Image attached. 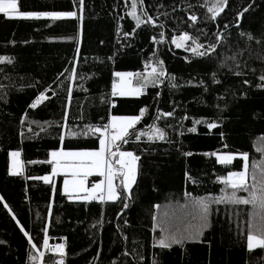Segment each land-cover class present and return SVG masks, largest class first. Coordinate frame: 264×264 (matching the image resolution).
<instances>
[{
  "label": "trees",
  "instance_id": "obj_1",
  "mask_svg": "<svg viewBox=\"0 0 264 264\" xmlns=\"http://www.w3.org/2000/svg\"><path fill=\"white\" fill-rule=\"evenodd\" d=\"M214 2L144 0V7L155 18L156 26L142 25L127 37L124 33H131L135 27V21L127 15L131 0H84L82 21L75 18L58 22L21 21L0 14V56L14 58L11 65L0 62V96L3 97L0 99V195L39 250L45 253L43 264H58L60 259L57 253L43 250L45 224L49 237H60L66 243L65 264H136L134 257L122 253L137 248L143 253L145 264H151L153 253L158 264H264V248L247 249L250 206L245 205H213L210 228L205 230L202 242L188 243L183 248L173 246L171 250L152 246V238L160 231L159 228L152 231L153 215L160 219L167 213L169 220L176 216L188 224L185 228L194 226L196 220L179 207L188 199L185 193H191L192 197L219 195L222 185L217 182V176L241 168L239 158L231 166H221L215 163L214 156L204 153L248 152L250 162L264 158V153L256 150L264 149V88L257 87L259 76L264 74V0H228L224 11L212 21L207 6ZM22 4V10L80 14L79 0H22ZM189 4L193 7L189 8ZM249 5L251 8L238 18L237 14ZM190 14L198 17L194 25L189 20ZM161 22L164 27H159ZM183 31L199 37V42L205 45L214 43V33L222 31L226 44L218 49L219 55L195 57L191 51L177 49L171 43V37ZM54 32L67 33L72 38L49 40L48 34ZM161 32L165 33L163 41L153 42L154 36L160 40ZM240 32L251 34L254 40L248 41ZM77 47L80 53L74 61ZM237 51L243 52L237 61H226ZM150 59L164 62L177 87L169 88L165 79L157 87L149 86L139 97L111 96L112 82L117 80L115 72H142ZM222 61H226V66L221 67ZM73 62L79 76L86 78H78L73 84L69 126L82 128L85 123L96 124L106 115H138L139 109L147 106L148 113L137 125L146 131L158 109L163 112L175 109L172 117L155 121L166 131L167 140L149 142L144 137L136 141L132 137L128 144L122 145V150L132 151L140 158L132 199L123 219L116 216L121 207L119 202L69 200L63 195L64 175L54 180L59 189L54 197L49 185L26 179L51 170L47 164L27 161L48 159V151L60 147L58 125L62 122L69 83L60 74L66 68L70 71ZM213 73L220 83H213ZM244 80L249 83L244 84ZM78 85L87 91H81ZM49 87L58 96L36 109L29 108L36 96ZM25 112L28 121L37 123L31 124L32 132H28L26 123L25 136L21 138L19 122ZM80 116L84 119L80 120ZM193 120L215 122L218 127L209 130L205 123L194 125ZM192 127L196 132L188 131ZM64 147L66 150L95 148L98 140L92 136L69 137ZM17 149L22 151L25 172L11 176L7 172V153ZM189 151L195 155H183ZM186 172L194 180H189ZM98 220L102 222L97 223ZM177 228L183 229L182 225ZM0 241H6L0 244V264H32L27 238L2 204Z\"/></svg>",
  "mask_w": 264,
  "mask_h": 264
},
{
  "label": "snow or ice",
  "instance_id": "obj_2",
  "mask_svg": "<svg viewBox=\"0 0 264 264\" xmlns=\"http://www.w3.org/2000/svg\"><path fill=\"white\" fill-rule=\"evenodd\" d=\"M228 4V0H215L212 6H207V12L211 14V20L215 21L216 18L224 11ZM189 8L193 5L189 4ZM84 0H79L78 11H30L22 10V0H0V14H3L5 18L29 21V20H42L47 19L52 22L62 21L68 18H75L77 20L83 19ZM131 11L127 12V15L135 21V27L131 33H124L125 37L136 33V29L145 24H152L156 26V20L151 16L147 9L144 7V0H131ZM251 8L249 5L244 8L242 12L237 14L239 18L245 12ZM175 10V9H174ZM167 16L168 13H163ZM123 19V17H121ZM197 15L190 14L189 20L193 25L197 22ZM238 22V21H237ZM159 27H164L163 22L159 24ZM225 28L228 25L224 26ZM119 31V28H118ZM203 32V29H199ZM165 33H160V40L154 36L153 42L160 43L163 41ZM215 42L203 44L199 42V37H193L188 31H183L181 34L173 35L171 37V43L175 45L177 49H184L185 51H191L195 57H209L213 54L219 55L218 49L224 47L226 44V37L223 32L214 33ZM241 37H247L248 41L254 40V37L249 33L240 32ZM189 41L191 43H189ZM27 43V41H24ZM259 43V41H256ZM12 43H15L13 41ZM80 48L76 49V58L78 60ZM243 55V52L237 51L234 55L226 58V61H237ZM155 56V53H153ZM111 59V57H109ZM226 61L221 62V67L226 66ZM0 62L6 64H13L14 58L7 56H0ZM239 67V64H236ZM232 71V69H229ZM65 73L67 75L65 76ZM235 75H242L241 72H234ZM69 81L67 86L66 104L63 111L62 122L58 125L61 129L59 135L60 147L48 151L45 160H30L29 164H47L50 166V172L39 176H27L26 179L42 181L43 184L49 185L51 188L52 196L59 191L54 178L63 174V195L67 196L69 200L73 198L83 201L99 200L101 203L119 202L121 207L120 211L116 213L118 219H123V213L129 208V202L132 199L133 185L137 180V161L140 159L132 151L122 150V145L128 144L129 140L134 137L136 141H140L146 137L149 142L156 140H167L168 136L164 129L158 127L155 123L157 120L166 119L174 115L175 109L169 112H163L157 110V115L154 118L153 124L147 126V130L138 129L137 125L141 123L145 115L148 113L147 106L139 109L138 115H106L101 117L99 123H85L81 128L78 125L69 126L68 108L71 105L73 99V84L79 78L84 80L85 76H79L76 68V63L73 62L71 70L65 69L60 74ZM118 80H113L111 85V96L116 97H139L144 94L145 89L149 86L157 87L158 84L164 83V80H168L169 88L177 87L174 83L175 77L167 73L162 60H155L154 62H146L144 70L142 72H115L113 74ZM213 83H220L216 80L215 73L212 76ZM260 83L257 87L264 88V74L259 76ZM244 84H248L249 81L244 80ZM203 84V81H201ZM60 86L63 87L61 81ZM81 91H87L82 85H78ZM205 90H207L205 88ZM51 91V96L46 95ZM159 93H157V96ZM58 96V93L49 87L45 91L40 92L39 95L28 105L31 109H36L38 105L43 104L45 101H50L51 97ZM0 99H3L0 96ZM112 103L110 101H106ZM115 107V104L112 103ZM80 120L84 117L80 116ZM187 119V117H183ZM106 121V122H105ZM21 131L19 135L21 138L25 136L23 127L28 123V132H32L31 124L37 123V121H28V113L25 112L20 118ZM205 123L207 128L214 129L218 127L215 122H208L206 120H193V124ZM43 131V129H42ZM189 132H196V128L192 127L188 129ZM223 135V134H221ZM78 136H92L98 140V147L84 148L78 150H71L64 147L66 138H76ZM227 149L228 146L224 145ZM258 152L264 153V149H256ZM183 155L191 157L195 153L189 151L183 153ZM205 156H214L215 163L221 166H231L233 161L239 158L241 162V168L238 171H227L226 175L217 176V182L222 185L219 195H208L200 197H192L191 193L186 192L185 196L188 197L184 205H180V209L186 210V215L194 218L197 223L189 228L181 229L173 227L170 224L168 214L165 213L160 219L155 215L152 216V231L155 232L157 228L160 229L159 235L152 238L153 248L161 250H171L173 246H179L183 248L188 243L202 242L205 230L210 228L211 214L213 205H245L250 206L248 213L249 219L247 221V234L246 244L249 251L255 249L257 246L264 248V158L259 162H250V155L248 152H231L221 151L204 153ZM8 166L7 172L11 176H21L25 172V162L21 159L22 151L20 149L11 150L7 153ZM97 175L103 179L98 182L92 183L91 187L86 186L88 177ZM185 175L189 180H194V177L190 173L186 172ZM241 193L243 195H241ZM0 204L6 210L7 214L12 220L16 221L19 230L27 238V243L31 247L29 253V260L32 264H43V258L45 253L40 251L37 244L34 243L33 237L29 231L25 230L11 206L5 201V198L0 195ZM157 207H159L157 205ZM51 214V205H49V215ZM179 219V218H178ZM99 221L97 223H101ZM125 226H128V221H123ZM118 227H120L118 225ZM122 230V229H121ZM43 235V247L49 248V235L48 224L42 229ZM6 241H0V244H4ZM55 253L60 257L58 264H65L64 257L66 256V243H60L53 246ZM123 256H132L135 258L136 264H145V257L138 248L132 251H124ZM156 253H153V259L151 264H158V260L155 258Z\"/></svg>",
  "mask_w": 264,
  "mask_h": 264
},
{
  "label": "rangeland",
  "instance_id": "obj_3",
  "mask_svg": "<svg viewBox=\"0 0 264 264\" xmlns=\"http://www.w3.org/2000/svg\"><path fill=\"white\" fill-rule=\"evenodd\" d=\"M129 11H131V8L129 7ZM173 34V33H172ZM50 39H53V40H67V39H69V38H72V35L70 36V34H67V33H58V32H54V33H51L50 35ZM189 43H190V41H189ZM238 171V170H237ZM61 175H63V174H61ZM97 175H93V176H90V177H88V180H87V182H86V186L87 187H91V186H89V184L91 183V185H92V183H95V182H98L99 180H101V179H103L102 177H100L98 180H94L92 177H96ZM56 177H58V176H56ZM56 177L54 178V180L56 179ZM97 177H99V176H97ZM62 180H63V178H62ZM182 215L183 214H181V215H179V217L181 218L182 217ZM197 223V221H195V223H194V225ZM170 224L173 226V227H177V226H179V225H182V227H183V229L186 227V226H188V224H186V223H182V220L181 219H178V217H176V216H173L171 219H170ZM56 238V237H55ZM43 250H45L44 249V247H43Z\"/></svg>",
  "mask_w": 264,
  "mask_h": 264
},
{
  "label": "water",
  "instance_id": "obj_4",
  "mask_svg": "<svg viewBox=\"0 0 264 264\" xmlns=\"http://www.w3.org/2000/svg\"><path fill=\"white\" fill-rule=\"evenodd\" d=\"M60 243H62V239L60 237H56V238L50 237V239H49V248L48 249L51 252H55L53 246L56 245V244H60Z\"/></svg>",
  "mask_w": 264,
  "mask_h": 264
},
{
  "label": "crops",
  "instance_id": "obj_5",
  "mask_svg": "<svg viewBox=\"0 0 264 264\" xmlns=\"http://www.w3.org/2000/svg\"><path fill=\"white\" fill-rule=\"evenodd\" d=\"M50 34L51 33L48 34V39L53 40V39H50V36H49ZM117 80H118V78H117ZM46 95L51 96V91L47 92ZM62 178H65V177L62 176ZM62 185H63V182H62Z\"/></svg>",
  "mask_w": 264,
  "mask_h": 264
}]
</instances>
